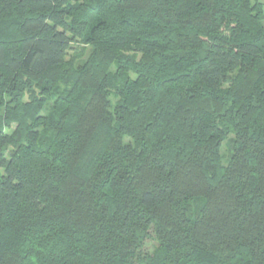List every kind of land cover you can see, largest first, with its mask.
<instances>
[{
  "label": "trees",
  "instance_id": "obj_1",
  "mask_svg": "<svg viewBox=\"0 0 264 264\" xmlns=\"http://www.w3.org/2000/svg\"><path fill=\"white\" fill-rule=\"evenodd\" d=\"M0 264H264V0H0Z\"/></svg>",
  "mask_w": 264,
  "mask_h": 264
}]
</instances>
